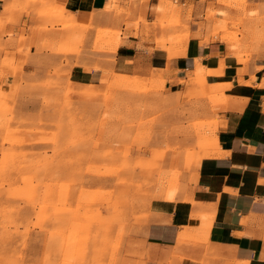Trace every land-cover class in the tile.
I'll list each match as a JSON object with an SVG mask.
<instances>
[{"label": "rangeland", "instance_id": "1", "mask_svg": "<svg viewBox=\"0 0 264 264\" xmlns=\"http://www.w3.org/2000/svg\"><path fill=\"white\" fill-rule=\"evenodd\" d=\"M200 3L198 17L186 20L177 0L156 6V24L167 29L159 43L175 51L193 21L206 41L225 40L246 64L264 55V0ZM34 12L40 22L31 28L43 34L42 49L64 57L41 76L21 74L13 88L0 86V264H142L151 201L175 200L195 182L194 160L212 142L223 99L204 76L194 84L178 79L174 88L160 70L146 76L119 71L115 24L83 23L82 30L95 31L87 43L88 31L71 30L62 10L47 5ZM109 12L115 19L119 13L115 4ZM3 27L0 76L8 67L16 75L23 65L7 43L16 41L23 52L32 38L25 28ZM84 53L85 60L104 55L109 61L93 84L71 78L72 66L86 65L79 60Z\"/></svg>", "mask_w": 264, "mask_h": 264}, {"label": "crops", "instance_id": "2", "mask_svg": "<svg viewBox=\"0 0 264 264\" xmlns=\"http://www.w3.org/2000/svg\"><path fill=\"white\" fill-rule=\"evenodd\" d=\"M165 1L0 0L4 31L25 28V35L32 38L23 52L17 51L16 41L7 43L9 55L23 66L16 75L5 68L0 86L13 88L21 74L41 76L64 57L45 53L39 42L43 34L31 28L40 22L34 10L47 5L63 11L71 30L86 32L93 26H118L121 32L114 67L122 73L146 76L154 69L160 70L173 79L167 85L174 88L178 87V79L189 78L194 84V78L204 76L211 92L223 99L213 123L214 140L203 155L195 158L196 180L186 192L175 200L151 201L144 227L142 264H264V55L246 64L228 51L225 40L206 41L204 32L199 33L193 21L189 22V34L175 42L178 53L169 51L165 48L167 42L158 41L167 29L156 24V6ZM177 1L184 6L180 13L184 20L189 14L198 17L202 10L201 0ZM114 4L119 11L116 19L109 12ZM191 5L194 9L190 13ZM126 19L133 25L129 26ZM83 23L91 28L82 30ZM94 33L87 32V43ZM60 35L56 28L53 36ZM8 39L6 34L3 41ZM4 56L5 51L0 52V59ZM103 56L93 61L85 60L89 58L87 53L81 55L79 60L86 61V65L79 63L70 68L73 81L95 83L94 79L109 65ZM68 57L76 61L75 56ZM94 62L100 67L87 66Z\"/></svg>", "mask_w": 264, "mask_h": 264}, {"label": "bare ground", "instance_id": "3", "mask_svg": "<svg viewBox=\"0 0 264 264\" xmlns=\"http://www.w3.org/2000/svg\"><path fill=\"white\" fill-rule=\"evenodd\" d=\"M117 40H118V39H117ZM117 40L115 41V43L118 42ZM197 74L200 75V72L198 71ZM212 140H214V139H212ZM210 145H211V144H210Z\"/></svg>", "mask_w": 264, "mask_h": 264}]
</instances>
